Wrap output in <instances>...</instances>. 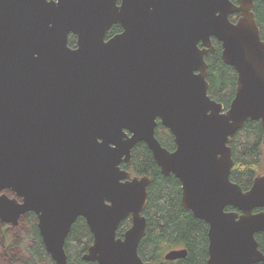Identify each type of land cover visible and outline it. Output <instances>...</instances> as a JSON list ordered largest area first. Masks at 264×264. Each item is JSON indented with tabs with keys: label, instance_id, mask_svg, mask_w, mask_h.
Returning <instances> with one entry per match:
<instances>
[{
	"label": "water",
	"instance_id": "1",
	"mask_svg": "<svg viewBox=\"0 0 264 264\" xmlns=\"http://www.w3.org/2000/svg\"><path fill=\"white\" fill-rule=\"evenodd\" d=\"M253 8L254 0H0V222L17 226L34 213L46 252L68 264L66 238L81 217L93 236L84 261L145 264L150 179L121 168L142 142L160 173L180 181L182 208L208 225L205 264L264 262L255 238L264 211L254 212L264 208V172L245 192L230 180V143L246 122H260L264 148V40ZM113 25L121 32L106 38ZM212 39L236 72L228 109L208 95ZM158 120L173 151L155 136Z\"/></svg>",
	"mask_w": 264,
	"mask_h": 264
},
{
	"label": "trees",
	"instance_id": "2",
	"mask_svg": "<svg viewBox=\"0 0 264 264\" xmlns=\"http://www.w3.org/2000/svg\"><path fill=\"white\" fill-rule=\"evenodd\" d=\"M253 12L260 30L261 39L264 40V1L254 0ZM237 14L231 16L236 21ZM121 32L119 25H113L107 33L109 38ZM76 37L70 34L68 46L75 47ZM214 52L205 57L208 65L207 81L209 83V97L221 103L227 109L232 101L236 88L235 70L225 64L221 58V45L213 39ZM155 136L168 151L175 149L173 136L168 129L157 122ZM262 130L259 122H246L237 131L231 141L233 167L230 180L238 184L243 191L252 185L255 175L264 172V153L262 147ZM122 169L127 170L133 177L147 176L150 184L147 189L148 199L143 210L146 218V233L138 247V254L145 264H205L208 253V225L195 219L189 210L182 208L181 184L173 175L164 176L153 160L148 147L140 142L131 152V164L123 163ZM10 197L13 194L7 191ZM227 211H238L228 206ZM25 222L28 230L20 234V247L23 256L14 258L13 261L20 264H54L50 255L46 252L36 227V216L26 213L20 218ZM131 224L128 217L118 227L117 237ZM259 250L264 254V233L255 236ZM93 236L83 218L79 217L73 223L65 242V252L68 264H97L82 259L90 245ZM171 250H185L186 256L181 259L166 261L164 253ZM255 264H264L258 262Z\"/></svg>",
	"mask_w": 264,
	"mask_h": 264
},
{
	"label": "rangeland",
	"instance_id": "3",
	"mask_svg": "<svg viewBox=\"0 0 264 264\" xmlns=\"http://www.w3.org/2000/svg\"><path fill=\"white\" fill-rule=\"evenodd\" d=\"M10 225L0 222V264H20L13 259L23 256L19 241L21 232L28 230L27 225L21 220L17 226Z\"/></svg>",
	"mask_w": 264,
	"mask_h": 264
},
{
	"label": "bare ground",
	"instance_id": "4",
	"mask_svg": "<svg viewBox=\"0 0 264 264\" xmlns=\"http://www.w3.org/2000/svg\"><path fill=\"white\" fill-rule=\"evenodd\" d=\"M235 73H236V72H235ZM228 108H229V107H228ZM228 108H227V109H228ZM257 122H258V121H257ZM259 123H260V122H259ZM260 126H261V125H260ZM261 142H262V141H261ZM262 147H263V143H262ZM263 153H264V148H263ZM261 173H263V172H260V173H258V174H261ZM255 176H257V175H255ZM254 178H255V177H254ZM179 182H180V181H179ZM252 182H253V181H252ZM250 186H251V185H250ZM147 189H148V188H147ZM249 189H250V188H249ZM249 189H248V190H249ZM248 190H246V191H248ZM244 192H245V191H244ZM260 211H264V210H260ZM258 212H259V211H258ZM33 214H34V213H33ZM34 215H35V214H34ZM195 219H196V218H195ZM36 220H37V219H36ZM4 225H5V224H4ZM10 226H11V225H10ZM130 226H131V224H130ZM130 226H129V227H130ZM127 229H128V228H127ZM127 229H126V230H127ZM43 245H44V244H43ZM54 264H55V263H54Z\"/></svg>",
	"mask_w": 264,
	"mask_h": 264
},
{
	"label": "flooded vegetation",
	"instance_id": "5",
	"mask_svg": "<svg viewBox=\"0 0 264 264\" xmlns=\"http://www.w3.org/2000/svg\"><path fill=\"white\" fill-rule=\"evenodd\" d=\"M233 1H234V0H233ZM230 18H231V17H230ZM237 18H238V17H237ZM237 18H236V20H237ZM212 44H214V43H213V39H212ZM214 50H215V49H214ZM213 52H214V51H213ZM230 144H231V143H230ZM122 164H123V163H122ZM122 164H121V165H122ZM261 210H264V208L261 209ZM258 211H260V209H257V210H255L254 212L256 213V212H258ZM129 218H130V217H129Z\"/></svg>",
	"mask_w": 264,
	"mask_h": 264
}]
</instances>
